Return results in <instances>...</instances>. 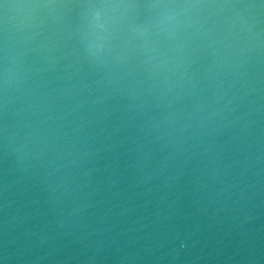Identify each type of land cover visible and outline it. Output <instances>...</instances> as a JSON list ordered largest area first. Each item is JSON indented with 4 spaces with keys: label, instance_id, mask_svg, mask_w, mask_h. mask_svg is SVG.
<instances>
[{
    "label": "water",
    "instance_id": "obj_1",
    "mask_svg": "<svg viewBox=\"0 0 264 264\" xmlns=\"http://www.w3.org/2000/svg\"><path fill=\"white\" fill-rule=\"evenodd\" d=\"M6 2L49 5L5 10L0 4V50L6 36L12 70L9 108L20 135L32 121L41 136L32 138L38 151L52 155L56 145H71L78 164L68 165L69 175L75 176L70 183L66 177L56 188L57 181L50 178L53 184L45 187L35 153L29 158L31 175L10 173L11 159L0 143V264H30V254H14L9 241L15 234L18 244L26 243L24 233L31 226L52 237L49 257L36 264H120L114 257L123 252L116 249L129 238L135 241L132 250L145 258L125 264H264V259L249 262L234 255L240 240L264 249V206L254 209L241 230L235 197L226 191L243 167L246 182L261 192L254 203L264 201V34L229 29L226 9H175L171 20L149 28V49L117 48L103 64L91 66L66 39L76 22L75 10L51 6L68 0ZM153 14L123 9L105 13L125 25L149 24ZM41 41H46L44 48L30 51ZM237 115L243 118L226 129ZM201 116L205 119L196 126ZM148 117L146 131L163 139L151 146L147 157L126 141L118 148L114 183L102 174H87L86 153L103 142L101 128L108 131L119 124L122 139ZM182 125L188 127L179 133ZM242 126L244 134L237 136ZM217 128L222 135L213 131ZM164 143L167 147L159 152ZM172 145L177 147L173 150ZM13 147L19 148V141ZM169 152L165 171L149 181L160 185L165 177L180 173L169 180L164 190L170 195L161 201L163 190L157 193L154 187L144 194L139 181L145 164L157 168L160 156ZM13 178L16 183L8 185ZM65 186L69 192L62 191ZM77 203L87 206L80 210ZM163 234L171 237L168 247L179 250L174 261L156 259L160 251L155 245ZM193 254L202 258L193 262Z\"/></svg>",
    "mask_w": 264,
    "mask_h": 264
},
{
    "label": "clouds",
    "instance_id": "obj_2",
    "mask_svg": "<svg viewBox=\"0 0 264 264\" xmlns=\"http://www.w3.org/2000/svg\"><path fill=\"white\" fill-rule=\"evenodd\" d=\"M49 5H8L5 4V10L13 7H39ZM53 7H60L69 10H75L76 22L72 26L71 30L67 33L66 39L74 42L75 50L79 57L91 66H97L105 62V57L108 53L114 49L121 48L125 51L133 49L147 50L150 47V41L148 40L149 28H159L166 21L171 20L175 16V9H226L230 15L227 20L230 21L229 29H236L237 32L251 33L255 37H260L264 34V27L261 26V12L264 11V3L260 0H236L235 3L222 5H191V4H162L159 6L147 7V12L154 13L151 17L149 24H135L128 23L122 24L118 18H107L105 13L108 10H136L135 6L121 4L116 2H110V0H77L76 3H62L59 5H51ZM167 13V14H165ZM7 25H5V28ZM46 46V41L36 43L30 51H37ZM2 55H0V143L3 145L4 153L6 157H10L11 166L10 173L19 171L24 176L31 175V161L30 157L35 153L36 158L40 160L44 169L43 181L45 187L51 186L53 183L51 180L57 181L55 183L56 188H60L62 184L75 179L74 175H69L68 165H77L78 160L75 158L74 146L67 144H58L51 149L52 155H49L43 149L37 150L35 144H33V136L40 139V133H37L35 129H32V121H27L24 125L26 131L23 136L20 135V131L15 119V113L10 111V95L9 90L11 87V67L9 65V51L7 45V37L5 36ZM242 116H235L225 126L226 129H232ZM49 119V118H45ZM151 117L140 120L135 123L133 130L129 131L122 139L120 138V125L117 124L112 130L106 131L101 128L98 134H101V143L90 146L86 155L88 168L86 170L88 175L93 173L102 174L109 178V181L114 183L118 172V148L119 146L128 141L133 145L132 150L138 152V154L147 157L152 152V145H156L163 139V137L151 136L146 130L151 123ZM167 119V117H165ZM205 117H199L195 124L199 126L200 122ZM187 125H182L178 130L179 133H183L187 128ZM72 131H77L73 129ZM214 132L223 134L220 128L214 129ZM137 132H144L145 135L136 137ZM237 136H243V126L237 130ZM44 135H47L44 133ZM167 135V134H166ZM19 141V148L13 147V145ZM110 142V143H108ZM228 141H225L227 143ZM182 143V142H181ZM167 144H160L157 149L159 152H164ZM177 145H172L174 150ZM109 155H102L109 152ZM144 149L142 153L139 150ZM243 151V148H241ZM168 154L160 156V162L157 168H149L147 164L141 169L143 175L140 177V184L143 186V193L149 194L153 192V188H156L159 195V199L164 201L168 199L170 192L164 190L168 186V182L172 178H178L180 173H177L175 177L171 175L165 177L160 185H151L149 181L159 171H165V161L168 160ZM66 158V159H64ZM101 160L103 163H101ZM25 161H28L25 163ZM147 169V171H145ZM247 173L245 168L241 167L232 176V181L226 184V191L230 197H235L233 203L236 207V224L243 230V225L253 218L254 209L260 206H264V201L260 204L254 203V198L261 194L260 190H252L253 184L246 182ZM16 183L15 178L8 182V185L12 186ZM6 185V186H8ZM63 192H69V187L65 186ZM11 203L15 208V201ZM145 204L149 201L145 200ZM87 205L78 204L77 207L83 210ZM24 237L28 238L26 243L18 244V237L14 234L9 241L11 250L16 255L30 254V264H36L37 261L45 260L49 257V252L52 245V237L49 233L43 229H37L34 226L28 227L25 230ZM171 237L167 234H163L159 242L155 245V251H160V255L156 257L157 260L165 259L174 261L178 255L179 250L176 248L168 247ZM135 241L129 238L125 242V245L116 249L117 253L123 252L122 255H117L114 258L125 264L128 261L142 260L145 257L138 254V251H133L131 245ZM94 250L99 251V248L93 246ZM184 245L181 244V248ZM236 252L234 255H238L243 261L254 262L259 259H264V249L258 251L254 246L248 244L244 245V241L240 240L236 242ZM128 250L125 251L124 249ZM162 250V251H161ZM199 255L193 254V262L201 259ZM227 259H233V255H229Z\"/></svg>",
    "mask_w": 264,
    "mask_h": 264
},
{
    "label": "snow or ice",
    "instance_id": "obj_3",
    "mask_svg": "<svg viewBox=\"0 0 264 264\" xmlns=\"http://www.w3.org/2000/svg\"><path fill=\"white\" fill-rule=\"evenodd\" d=\"M77 0H68L66 3H76ZM110 2H116L121 4H127L135 6L136 10H144L147 12V7L150 6H159L162 4H191V5H213V4H222L227 5L235 3L236 0H182V2H177V0H110ZM264 3V0H260ZM6 0H0V4H6ZM39 5V4H33Z\"/></svg>",
    "mask_w": 264,
    "mask_h": 264
}]
</instances>
